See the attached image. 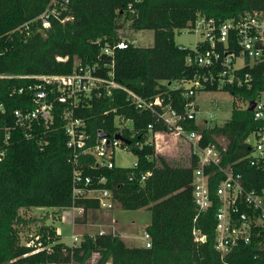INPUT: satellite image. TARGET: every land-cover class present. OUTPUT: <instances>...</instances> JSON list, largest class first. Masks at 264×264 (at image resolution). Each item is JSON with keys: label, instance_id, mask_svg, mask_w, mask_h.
Segmentation results:
<instances>
[{"label": "trees", "instance_id": "1", "mask_svg": "<svg viewBox=\"0 0 264 264\" xmlns=\"http://www.w3.org/2000/svg\"><path fill=\"white\" fill-rule=\"evenodd\" d=\"M49 1L0 0V75L6 76L0 77V264H87L94 254L97 258L93 264H264V249L258 246V240L238 244L225 255L215 249V213L220 205L216 188L222 174L215 171L216 165L205 168L215 171L209 178L211 205L197 212L191 187L197 155H190L184 165L157 153L153 133L161 131L156 137L163 136L169 134L163 131L170 129L149 109L136 108L122 89L81 103L74 108V117L84 123L87 145L95 143L99 130L110 137L120 132L136 156L135 165L108 168L96 165L91 154L80 156L79 167L92 178L89 185L81 187L110 190L114 203L124 210L148 209L150 222L145 230L150 246H129L113 232L83 233L77 244L70 245L61 241L50 225L39 228L38 238L21 242L19 227L26 219L20 216V208L62 210L74 206L82 209L83 217L87 210L99 208L95 197L73 195L76 184L69 161L71 152L58 105L54 124L46 131L35 125L26 137L14 125L15 110L34 108L28 87L36 79L29 76L68 74L75 61L93 64L100 59L102 63L106 56L98 58L101 45L95 40L124 39L127 46L115 52L114 80L147 102L159 98L162 106L169 105L181 113L193 97L186 96L183 87H172L168 82L189 79L198 67L186 63L188 51L175 43V31L198 16L221 21L245 12L264 11V0H69L61 17L52 18L48 28L36 32L40 23L31 20ZM66 16L70 18L62 21ZM125 22L134 31L152 30L153 44L136 46L119 35ZM24 29L31 31L26 34ZM262 70L256 66L251 71L253 86H228L223 90L237 99H255L263 82ZM204 90L218 89L212 85ZM230 105V117L221 123L214 121L210 128H202L195 120L179 122L185 131L200 130L199 144H215L220 164L240 173L247 189L261 192L264 171L246 158L250 146L246 138L263 123L255 120L248 108H238L236 102ZM155 108L161 110V106ZM219 137L226 140L224 145ZM240 211L247 210L242 207ZM194 229L205 235L204 241L195 239Z\"/></svg>", "mask_w": 264, "mask_h": 264}, {"label": "built area", "instance_id": "2", "mask_svg": "<svg viewBox=\"0 0 264 264\" xmlns=\"http://www.w3.org/2000/svg\"><path fill=\"white\" fill-rule=\"evenodd\" d=\"M68 3L69 0H50L42 13L31 20L40 23L35 31L41 32L49 27L52 18L61 17ZM69 18L66 16L62 21ZM180 30L193 32L197 38L193 47L178 45L179 48L188 51L186 63L198 67L191 78L176 82L177 84L188 82L189 86L183 87L185 95L193 97L184 112L178 113L169 105L162 106L159 98L147 102L140 95L114 80L115 52L125 48L127 42L124 39L114 42L106 39L102 42L101 39H97L95 43L101 45L98 58L106 56V60L102 63L100 59L93 64H81L75 61V67L68 74L29 76L36 79V82L28 87L32 92L34 108L30 111L15 110L14 125L21 128L26 137L31 135L28 131L35 125L46 131L54 124L56 109H59L58 116L63 120L62 126L67 135L66 146L71 152L69 161L72 164L73 184H76L73 195L95 197L99 202V208L112 209L114 201L110 190H84L81 187L89 185L92 178L84 174L78 160L80 156L91 154L96 159V165L112 168L115 167V150L129 148L123 140L115 136H98L100 130L97 132L95 143L87 145L88 135L84 130V123L81 118L74 117V108L81 103H89L94 97L110 96L114 89H122L136 108L149 109L159 122L170 129L163 132L173 133L176 140L182 138L187 141L190 155H197L198 163L191 182L193 203L197 212L206 211L211 205L209 178L215 171L222 174L223 177L216 188L220 205L215 213V249L221 255H225L232 247L241 243L248 244L254 240H258V246L264 249V189L261 192L247 189L243 185L240 173L235 172L230 165L220 164V151L215 144L201 146L199 144L202 138L201 131H185L179 122L182 119L195 120L202 128H210L216 121L214 112L200 111L196 95L199 92L209 93L210 91H205L204 88L216 85L217 91L225 92L231 98H235L231 92L224 91L223 88L253 86L254 77L251 71L256 66H260L263 69V82L256 98L237 100L243 103V106L238 108L243 109H249L254 103L252 110L254 119L263 123L246 138V143L250 145L246 158L251 165H256L264 171V11L245 12L238 17L221 21L198 16ZM24 31L29 34L31 30L24 29ZM0 77L6 76L0 75ZM21 91L20 89L19 92ZM155 106H161V110H157ZM198 114L201 115L200 119L197 117ZM119 119L123 121V118L119 117ZM151 128L152 126L148 125V129ZM8 130L9 128L6 129L5 141L8 139ZM158 132L153 133L155 142ZM2 154L1 150L0 158ZM211 165H216L217 170L207 172L205 168ZM242 207L247 211H240ZM71 208L82 213L79 207ZM103 233L104 230L98 231V234ZM193 234L196 240L204 241L206 238L196 229L193 230ZM142 238L143 246L149 247L150 235L146 230L142 232ZM72 241L78 243L80 239L72 235Z\"/></svg>", "mask_w": 264, "mask_h": 264}, {"label": "rangeland", "instance_id": "3", "mask_svg": "<svg viewBox=\"0 0 264 264\" xmlns=\"http://www.w3.org/2000/svg\"><path fill=\"white\" fill-rule=\"evenodd\" d=\"M128 22H125L124 27L119 30V35L127 39L136 46L148 47L153 44V31L152 30H131L127 28ZM196 36L193 32H185L183 30H176L174 33V41L177 45H185L188 47H193ZM179 85L180 87H188V82L176 83L175 81L170 84L174 87ZM197 103L200 111H212L214 112L216 121L218 123L223 122L230 117L229 105L232 102H237L238 107L243 106V103L239 102L237 98H231L227 93L221 91H210L199 92L196 95ZM241 101V99H239ZM231 106V105H230ZM198 119L201 115H197ZM166 139L164 143L163 140ZM218 140L221 144H225L226 140L219 137ZM153 144L157 153L162 155L164 158L173 161L175 164L184 163L188 164L190 157V146L187 141L182 138L176 140L174 136L170 134L159 135L156 137V142L153 140ZM136 161V156L131 150H123L117 148L114 154V163L117 167H131ZM115 209L111 210L112 218L118 220L120 226L124 227L129 233H131L134 238L132 241H128V245H142L144 240L142 238V232L145 230V226L150 222V212L146 208H141L137 210H124L121 209L118 204L114 203ZM97 213V210H94ZM93 211L89 212L90 223L89 225L74 227L72 222L77 221V212L72 208H65L58 210L55 207L46 206H31L28 208H20L19 213L26 221L19 227L20 230V240L22 243L32 241L33 238L39 237V228L42 225H50L51 227H56L59 231V238L61 241L67 244H77V242L72 241V235L77 236L78 239L81 238L80 233L82 230L86 232H95L99 230L98 222L94 221ZM75 213V214H74ZM79 214V213H78ZM63 215V219L62 216ZM73 215V216H72ZM74 215H76L74 217ZM110 215V211H109ZM72 222H71V218ZM81 217V216H80ZM110 217V218H111ZM108 217V219L110 220ZM80 219V218H79ZM81 222V221H80ZM112 222V221H111ZM95 223V224H93ZM109 225H103L105 232H112L114 230L110 229ZM112 230V231H111ZM98 233V232H97ZM116 233V232H113ZM97 255L94 254L88 261L87 264H92L95 262ZM109 264V263H107Z\"/></svg>", "mask_w": 264, "mask_h": 264}, {"label": "crops", "instance_id": "4", "mask_svg": "<svg viewBox=\"0 0 264 264\" xmlns=\"http://www.w3.org/2000/svg\"><path fill=\"white\" fill-rule=\"evenodd\" d=\"M112 209L114 210L115 208L113 207ZM112 209H108V210L101 209V208H98V209H89V210H87L85 212V217L82 216V213L81 214L80 213L78 214V212L76 211L77 212L76 215H78L77 216V219H76L77 221L74 220V223H73L72 222L73 217H72L71 218V222L74 225V227L84 226V225L87 226L90 223L89 212L90 211H93L94 212V210H97L98 211L97 213L94 212L95 215H94V219L93 220L98 222L99 230H104L103 225H109L110 224V226H109L110 229L114 230L113 232H116L122 238V240L127 244L128 241H132V239L134 238V236L127 231V229L125 228V226H126L125 224H124V227L123 226H120L119 223H118V220L111 217V216H114V215L111 214V210ZM109 211H110V215H109ZM76 215H74V217ZM61 216H62V219H63V215H61ZM108 217L109 218L111 217L110 220L108 219ZM93 224H95V223H93ZM54 228L56 230V233L57 234H60L59 231L56 229V227H54ZM98 231H95V232H86V231L82 230V232L80 233V235H82L83 233L96 234ZM132 246H137V245H132ZM138 246H141V245H138Z\"/></svg>", "mask_w": 264, "mask_h": 264}, {"label": "water", "instance_id": "5", "mask_svg": "<svg viewBox=\"0 0 264 264\" xmlns=\"http://www.w3.org/2000/svg\"><path fill=\"white\" fill-rule=\"evenodd\" d=\"M170 84H171V81L168 82V85H170ZM253 107H254V103L249 107V110L252 111ZM106 135H107L106 133L101 132V131H99V133H98V136H100V137H103V136H106ZM115 137L123 140L126 143H129V141L124 139L120 134H116ZM163 142L165 143L166 139H164Z\"/></svg>", "mask_w": 264, "mask_h": 264}, {"label": "bare ground", "instance_id": "6", "mask_svg": "<svg viewBox=\"0 0 264 264\" xmlns=\"http://www.w3.org/2000/svg\"><path fill=\"white\" fill-rule=\"evenodd\" d=\"M169 133V132H168ZM170 135L174 136L173 133H169Z\"/></svg>", "mask_w": 264, "mask_h": 264}]
</instances>
